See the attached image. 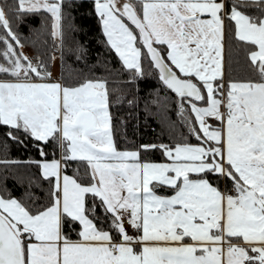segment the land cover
Wrapping results in <instances>:
<instances>
[{
    "label": "snow or ice",
    "instance_id": "6c2138e0",
    "mask_svg": "<svg viewBox=\"0 0 264 264\" xmlns=\"http://www.w3.org/2000/svg\"><path fill=\"white\" fill-rule=\"evenodd\" d=\"M72 6L0 0V264H264V0H93L119 61L103 73L76 67ZM29 16L47 59L24 51ZM57 55L69 79L53 77ZM146 76L187 133L122 148L109 77Z\"/></svg>",
    "mask_w": 264,
    "mask_h": 264
},
{
    "label": "trees",
    "instance_id": "16d2710c",
    "mask_svg": "<svg viewBox=\"0 0 264 264\" xmlns=\"http://www.w3.org/2000/svg\"><path fill=\"white\" fill-rule=\"evenodd\" d=\"M65 3L67 4L68 0H65ZM71 3L73 6L66 11L71 13L70 21L75 30L71 31L69 29V20H66V44H79L87 49L85 59L76 62V67L85 68V71H87L86 64L88 66L95 65L96 71L103 73L104 62L111 57V64L118 68V58L109 51L104 43L100 25L94 14L93 0H71ZM19 30L25 40L26 47L24 49L28 54L35 56L40 52L47 59L48 54L52 51V41L51 37L47 35L48 30L41 29V17H26L25 21L19 25ZM37 31H40L41 35L38 36ZM45 39L48 41L47 44L44 43ZM32 41L35 43H31ZM230 51L232 52L233 61H235L238 55L235 46H232ZM57 56L59 59L58 79L62 76L69 79L70 70L61 64L60 57ZM71 59L75 61L74 57ZM51 66L52 63L49 65L50 70ZM237 74L242 73L238 71ZM126 79L127 73L125 72L121 75L120 81ZM109 80V87L113 89L110 110L113 117L114 137L120 147H135L142 143H159L161 141L168 143L171 142L173 133H175L177 139L180 138L182 132L187 133V128L182 127L180 117L176 115L177 101L171 97L167 101L163 99L168 95V92L161 88L155 77L146 76L138 82L132 83L131 86L120 81L112 83L111 77H109ZM137 87L139 88L138 92L136 91ZM116 89H120V91H116ZM157 89H160L159 96L156 93ZM130 93L135 94L134 104L128 103V100L133 98ZM172 97H174V94H172ZM154 100H159L160 103H153ZM161 104H166V109L161 108ZM146 105L151 111L145 110ZM29 155L35 156L36 153H26L22 147H16L15 145L11 147L10 156L13 158L26 160ZM152 158L159 159V152ZM31 171L38 172L35 168H32ZM8 185L14 194L18 196L23 194L24 189L13 180L10 179ZM73 237L75 238V233H73Z\"/></svg>",
    "mask_w": 264,
    "mask_h": 264
},
{
    "label": "rangeland",
    "instance_id": "374dc122",
    "mask_svg": "<svg viewBox=\"0 0 264 264\" xmlns=\"http://www.w3.org/2000/svg\"><path fill=\"white\" fill-rule=\"evenodd\" d=\"M27 53V52H26ZM51 71H52V74H53V77L55 78L56 76H58V71H59V59H58V56L56 58V61L54 63H52V66H51Z\"/></svg>",
    "mask_w": 264,
    "mask_h": 264
},
{
    "label": "crops",
    "instance_id": "0c3cea01",
    "mask_svg": "<svg viewBox=\"0 0 264 264\" xmlns=\"http://www.w3.org/2000/svg\"><path fill=\"white\" fill-rule=\"evenodd\" d=\"M24 51L27 52L25 49H24ZM27 54H28V52H27ZM28 55H29V54H28ZM55 78L58 79V76H56Z\"/></svg>",
    "mask_w": 264,
    "mask_h": 264
}]
</instances>
